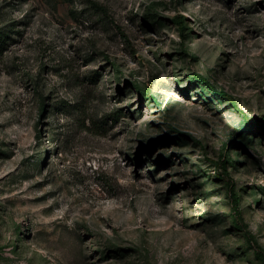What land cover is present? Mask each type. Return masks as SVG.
Wrapping results in <instances>:
<instances>
[{"label":"rangeland","instance_id":"obj_1","mask_svg":"<svg viewBox=\"0 0 264 264\" xmlns=\"http://www.w3.org/2000/svg\"><path fill=\"white\" fill-rule=\"evenodd\" d=\"M0 264H264V0H0Z\"/></svg>","mask_w":264,"mask_h":264},{"label":"trees","instance_id":"obj_2","mask_svg":"<svg viewBox=\"0 0 264 264\" xmlns=\"http://www.w3.org/2000/svg\"><path fill=\"white\" fill-rule=\"evenodd\" d=\"M199 76H200V75H199ZM200 78H202V76H200ZM202 79H204V78H202ZM223 95H225V97H228V96H226L225 93H223ZM229 99H230L231 101H233L232 98H229ZM244 118H246V115L244 116ZM232 136L234 137V134H233ZM224 168H226V166H224ZM236 208H237V207H236ZM235 221H236V222H239V220H238L237 217L235 218Z\"/></svg>","mask_w":264,"mask_h":264},{"label":"bare ground","instance_id":"obj_3","mask_svg":"<svg viewBox=\"0 0 264 264\" xmlns=\"http://www.w3.org/2000/svg\"><path fill=\"white\" fill-rule=\"evenodd\" d=\"M167 93L170 96V99L172 98V95H176V93H172V92H169V91H167Z\"/></svg>","mask_w":264,"mask_h":264}]
</instances>
